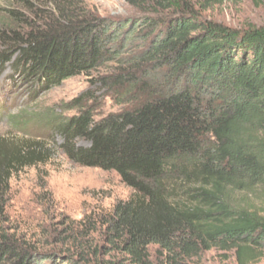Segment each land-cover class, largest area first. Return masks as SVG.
<instances>
[{
  "label": "trees",
  "instance_id": "trees-1",
  "mask_svg": "<svg viewBox=\"0 0 264 264\" xmlns=\"http://www.w3.org/2000/svg\"><path fill=\"white\" fill-rule=\"evenodd\" d=\"M48 1L40 21L12 28L9 40L2 35L0 64L53 86L112 64L99 84L117 102L138 103L99 121L84 109L55 126L73 163L115 171L133 190L108 223L111 250L130 264H152L151 246L170 264L214 248L236 250L242 264L263 253L264 216L232 194L264 190V27L238 31L203 18L232 0H125L142 16L127 22L74 0ZM0 159V196L9 194L16 165L44 160L33 153ZM0 264L83 262L3 237Z\"/></svg>",
  "mask_w": 264,
  "mask_h": 264
},
{
  "label": "rangeland",
  "instance_id": "rangeland-1",
  "mask_svg": "<svg viewBox=\"0 0 264 264\" xmlns=\"http://www.w3.org/2000/svg\"><path fill=\"white\" fill-rule=\"evenodd\" d=\"M45 1L49 3L0 0L1 49H6L2 46L4 33L9 40L12 28L22 31L49 12L50 4ZM74 3L114 22L142 17L125 0H74ZM202 15L207 21L238 31L264 27V0L225 1ZM127 54L134 57L137 52ZM111 65L93 76H77L53 86L22 76L11 64H0V148L4 149L0 157L8 161L11 154L33 153L44 159L22 169L16 165L19 170L10 181L9 194L0 196V239L5 237L20 248L73 258L83 264H130L126 255L111 250L106 231L115 206L128 201L133 190L115 171L73 163L61 150L62 138L55 131L57 123L78 116L84 109H92L99 121L136 108V101L117 102L111 90L99 84V78L109 73ZM85 95L92 99L79 107L76 101ZM232 196L244 209L264 216V190ZM149 251L152 264H170V255L159 247L151 246ZM254 256L245 264H264V252ZM180 261V264H242L236 250L216 248Z\"/></svg>",
  "mask_w": 264,
  "mask_h": 264
}]
</instances>
